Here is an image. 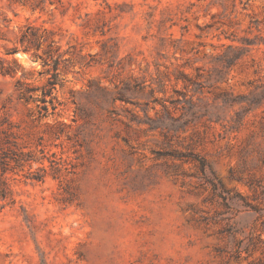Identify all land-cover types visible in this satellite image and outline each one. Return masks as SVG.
I'll return each mask as SVG.
<instances>
[{"label":"rangeland","instance_id":"obj_1","mask_svg":"<svg viewBox=\"0 0 264 264\" xmlns=\"http://www.w3.org/2000/svg\"><path fill=\"white\" fill-rule=\"evenodd\" d=\"M0 160V264H264V0H0Z\"/></svg>","mask_w":264,"mask_h":264},{"label":"trees","instance_id":"obj_2","mask_svg":"<svg viewBox=\"0 0 264 264\" xmlns=\"http://www.w3.org/2000/svg\"><path fill=\"white\" fill-rule=\"evenodd\" d=\"M55 69H56V67H55ZM55 75H56V72L53 73L52 76H55ZM49 84L53 87L54 84H55V81H53V80L50 79V80H49ZM19 97H20V98H23L24 100H28L29 98H31L30 96H26L24 90H21V91L19 92ZM3 163H5V162H3L2 160H0V164H3ZM5 170H6V168L3 167V168H2V171L0 172V175H2V174L5 172Z\"/></svg>","mask_w":264,"mask_h":264}]
</instances>
